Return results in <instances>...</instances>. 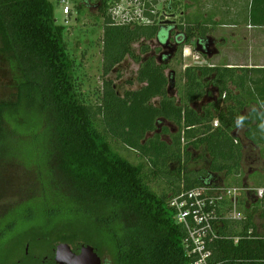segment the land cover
<instances>
[{"label": "trees", "instance_id": "obj_1", "mask_svg": "<svg viewBox=\"0 0 264 264\" xmlns=\"http://www.w3.org/2000/svg\"><path fill=\"white\" fill-rule=\"evenodd\" d=\"M262 10L264 0H253L252 25L264 26L256 15ZM54 11L51 0H0V50L13 60L20 76L17 100L0 101V160L11 154L9 141L14 131L9 117L19 124L20 119L25 123L29 117L34 120L36 113L46 116V130L32 134L34 143L41 140L46 162L39 167L36 160L44 196L33 206L16 204L10 217L1 220L0 246L29 221L30 229L18 239L84 242L100 252L107 245L115 252L117 264H185L188 232L176 222L170 199L184 189L219 183L221 175L229 186H242L239 180L246 153L232 124L236 115L264 101V68L190 65L174 95L166 73L170 64L154 56L142 59L151 50L148 41L159 35L163 42L169 30L115 25L101 7L104 75L130 56L140 63L136 80L143 86L120 93L113 80L105 79L102 104L91 105L78 94L65 26L57 23ZM200 28L207 30L200 24L181 26L187 36L183 44H189ZM140 41L137 53L133 44ZM210 88L217 91V98L198 107V102L208 98ZM215 119L218 126L213 125ZM165 121L177 129L165 125L159 130ZM245 137L264 145V135L256 131L254 122L247 125ZM115 144L139 154L140 161L132 162ZM202 148L208 155V168L190 169L187 164L193 151ZM162 180L171 193H159L152 187V181ZM47 189L56 195L49 196ZM249 201L242 192L239 209L248 217L244 227L226 222L220 233L241 236L246 232L256 209L245 207ZM214 259L225 264H264L257 262L264 260V240L243 237L235 243L220 239Z\"/></svg>", "mask_w": 264, "mask_h": 264}, {"label": "rangeland", "instance_id": "obj_2", "mask_svg": "<svg viewBox=\"0 0 264 264\" xmlns=\"http://www.w3.org/2000/svg\"><path fill=\"white\" fill-rule=\"evenodd\" d=\"M51 1L55 7L54 13L57 23L65 26L64 38L67 44L68 53L74 61L73 77L77 86L78 94H81L87 103L96 106L102 104L105 79L113 80L115 87L120 93H124L126 90H136L143 86L142 83L136 80L140 63L134 61L130 56H127L122 63L117 65L110 74L104 75V17L98 10L96 0ZM178 1L182 3L183 6L181 9H177V12H187L189 0ZM125 2H127V0L117 1V3H121V5H125ZM252 3L253 0H206V2H203V15H205V18L209 15L210 16L205 19V22L199 23L200 25H204L207 29L206 32L204 31L206 34L202 31V28H200L196 30V35L199 37L210 34L212 37H215L218 42L216 45V53H208L209 55L207 54V56H204L199 52L200 48L196 46L195 39L191 40L189 44L184 43L178 50L174 51V45H170L171 47L166 48L165 44L157 42L154 38L148 41L151 50L146 54H142V59L144 60L150 56H154L158 62H167L170 64V68L166 71L172 82L169 84L170 87L172 86L170 91L172 94L177 95L178 87L183 84V72L187 66L209 65L210 63L218 66L226 65L228 62L226 59L230 57L234 48H237L236 43H238V45L240 44L237 31L245 28V54L243 60L235 63L232 67L244 66V60H250L253 55L258 58L261 52L264 53V48L257 47V37L258 34H260L259 29L250 30L249 32L246 28V22L248 20L250 24L253 23L251 18ZM184 4H187V6H184ZM155 5V9L158 10L159 15L166 10V7L164 10L162 8L164 3L162 4L161 0H155ZM67 7L69 10L66 9ZM199 10H201V7ZM213 13L220 14L219 21L214 19L215 15L213 16ZM256 15L264 25V10ZM179 17V22L183 23L182 27L184 29L185 27H196L198 25H193L190 22L191 20L186 18V14H181ZM224 22L230 24V26L222 28L220 24H223ZM206 24H210L212 27L207 26ZM219 31H222L224 35L226 34V37H228L227 41L219 38ZM164 36L165 32L162 33V37ZM261 36L264 39V35L262 34ZM242 39L243 38L240 40ZM142 41L133 44L137 53H140ZM157 47L161 48V50L158 51ZM218 49H221L222 53L220 55H215L219 53ZM168 51H172L174 56L171 59H162L161 56ZM19 78L20 76L15 68L13 60L0 50V101L17 100ZM210 89L208 98H204V100L198 102V107L207 103L209 100L217 98V91L213 88ZM153 103L158 104V99H154ZM32 117H34V120L29 117L30 120L28 123H25L23 119H20V123L15 124L16 120L15 122H12L11 117H9L8 120L14 133L11 135L13 137H11V140L9 141V145L11 146L9 147V150L11 154L3 156L2 158L4 159L0 160V222L2 219L10 217V211L15 208L16 204L21 207L27 205L33 206L39 204V198L41 199L44 196L41 193L42 186L40 185L42 182L40 183L38 180V166H44L46 162L43 159V151L40 149L42 142L39 139L34 143L32 134H34V131L43 133V131L46 130V116L36 113L35 115H32ZM35 122L37 126H34ZM165 125L170 129H177L174 124L165 121L159 124V130ZM152 135L153 133H149V136ZM164 138L169 140L170 136L165 135ZM250 145L247 146L248 149L246 150V156L248 158L244 164L245 173L243 179L240 178L239 180L240 183L244 180L246 182V187L248 188L259 186L257 183L259 177L264 171V158L259 157L258 149H252V146ZM115 148L132 162L138 163L140 161V155L129 150L124 145L115 144ZM203 149L204 148L193 151V158L189 164H187L190 169L206 170L208 168V155L206 156ZM36 160H39L38 166L36 165ZM44 171H46L45 167ZM221 178L223 180L222 175ZM228 182L229 181L225 179V182H219L218 184L229 185ZM151 185L159 193H162L163 191L171 193L170 190H168V187H166L164 180L152 181ZM53 192L54 191L51 189H47L49 196H52V194L56 195ZM245 194L250 201H253L254 197L251 192L246 191ZM29 197H34V199L30 201ZM38 221L39 224L42 225L43 221L40 219ZM29 229L30 224L29 221H27L18 227L17 233L7 236V239H4L1 243L0 255L2 256V254H4L5 249L11 245L14 240H17V237L20 234L27 232ZM102 254L110 264H113L114 261L117 263L115 252H112V250L110 251L107 248V245H104Z\"/></svg>", "mask_w": 264, "mask_h": 264}, {"label": "built area", "instance_id": "obj_3", "mask_svg": "<svg viewBox=\"0 0 264 264\" xmlns=\"http://www.w3.org/2000/svg\"><path fill=\"white\" fill-rule=\"evenodd\" d=\"M155 0H127L125 5L111 0L110 14L115 25H149L158 10ZM162 4L167 0H161ZM159 4V3H158ZM157 4V5H158ZM69 10V8H66ZM214 126L219 121H214ZM249 191L257 205H246L253 210L252 225H249L243 235L233 236L222 234L220 230L226 222L237 224L241 229L248 220L245 212L239 208V196ZM170 205L174 208L175 220L187 229L188 235L184 240V247L188 257L185 264H225V261L214 259V248L220 239L233 240L238 243L243 237L264 240V186L248 188L246 186L219 185L218 183L195 186L184 189L171 197ZM257 262L264 263V260Z\"/></svg>", "mask_w": 264, "mask_h": 264}, {"label": "flooded vegetation", "instance_id": "obj_4", "mask_svg": "<svg viewBox=\"0 0 264 264\" xmlns=\"http://www.w3.org/2000/svg\"><path fill=\"white\" fill-rule=\"evenodd\" d=\"M86 1V0H85ZM96 0L98 4V10L101 12V7H105L107 10V15L110 16V8H111V0ZM119 1V0H117ZM121 1V0H120ZM178 2V6L174 4ZM126 3V2H125ZM152 3H155L153 1ZM178 0H167L166 3L162 6L163 10L166 9L159 15L156 14L153 20V24H149L151 26H158L159 32L164 30H169L167 38L163 39L162 42L159 38L160 36H156V41L159 43L165 44V47H171L170 45H174V51L178 50L183 42L187 39L185 31L180 29L183 23L179 22V15L181 16V11L179 10ZM102 14V12H101ZM112 20V18H111ZM114 24V23H113ZM125 26V25H123ZM148 26V25H147ZM186 28V27H185ZM196 36V37H195ZM193 39H195V44L200 48V51L204 56L208 53H212L217 50L216 45L218 42L214 37L210 34L202 35L197 37L195 35ZM159 48V47H157ZM209 55V54H208ZM174 56L172 51L166 52L162 59H171ZM77 243H70L66 241H53L47 238L44 239H36L33 240L29 236L25 237V239H17L12 242L6 249L4 254L0 257V264H108L102 252L97 249L98 254L100 255V261L98 262L94 257L86 256L83 252H80L78 249ZM113 262V260H112ZM110 264V263H109ZM113 264H117L114 261Z\"/></svg>", "mask_w": 264, "mask_h": 264}, {"label": "crops", "instance_id": "obj_5", "mask_svg": "<svg viewBox=\"0 0 264 264\" xmlns=\"http://www.w3.org/2000/svg\"><path fill=\"white\" fill-rule=\"evenodd\" d=\"M203 2H206V0H189L188 11L187 12L181 11V14L182 15L183 14L184 15L186 14V18L190 19L191 20L190 22L193 25H197L199 23L205 22V19L209 18V16H210L208 14L209 16H207L205 18V15H203V12H204V10H203L204 9ZM179 4H180L179 5V9H181V7L183 6V4L182 3H179ZM184 6H187V4H184ZM200 7H201V10H199ZM196 16H198V17H196ZM213 16L215 17L214 19H217L216 21H219L220 20V14L213 13ZM206 25L207 26H210V24H206ZM220 25H221L222 28H224L226 26H230V24H227L225 22L223 24H220ZM210 27H212V26H210ZM246 28L248 29L249 32H250V30L259 29L260 34H258V37H257V40H258V46L257 47L264 48V39L261 36L262 34L264 35V29H262L264 27L261 26V25L254 26V25L250 24V22L248 20L246 22ZM237 36L239 38V43L240 44L238 45V43H236L237 44V48L236 49L234 48V51L231 52L232 54L230 55V57L226 59L228 61L227 64H226V66H231L232 67L233 65H235V63L240 62V61L243 60V56L245 54V49H246V40H245L246 34H245V28L242 29V30H238L237 31ZM219 38L220 39H223L225 41H227V39H228V37H226V34L224 35V33L222 31H219ZM241 38H243V39L240 40ZM218 50H219V53L218 54H215V55H220L222 53L221 49H218ZM243 62H245V64H244V66H241V67L264 68V53L261 52V54H259L258 58H256L255 55H253L250 60H248V61H245L244 60ZM210 64H209L210 66H212V65L214 66L213 63H210ZM235 67H237V66H235ZM216 94H218V93L216 92ZM223 97H225V95ZM253 105L256 106V104H253ZM250 107H252V105ZM250 107L247 108V111H249ZM215 120H218V119H215ZM246 130H247V127L245 129L241 130V134H240V131H237V136L239 138H241V141H242V143L244 145L245 153H247V151H246L248 149L247 146L251 144L250 146H252V149L253 148L258 149L259 157L264 158V145H261V144L260 145H256V144H253L251 141H249L245 137ZM247 158L248 157L245 156L244 164L247 161ZM250 158H252V157H250ZM244 167H245V165H244ZM243 171L245 173V169ZM261 179H263V180H261ZM220 182L221 183L225 182V178H223V180H221ZM258 183H259V185H263L264 186V171L261 174V176L259 177ZM242 186H246V182L244 180L242 181ZM251 203L253 205H257L258 204V203H255V201L253 199V201L246 202V205H250ZM246 205H245V207H246Z\"/></svg>", "mask_w": 264, "mask_h": 264}, {"label": "clouds", "instance_id": "obj_6", "mask_svg": "<svg viewBox=\"0 0 264 264\" xmlns=\"http://www.w3.org/2000/svg\"><path fill=\"white\" fill-rule=\"evenodd\" d=\"M256 124V131L264 135V101L258 100L257 106H253L248 113L235 116L232 128L236 131L243 130L249 123Z\"/></svg>", "mask_w": 264, "mask_h": 264}, {"label": "water", "instance_id": "obj_7", "mask_svg": "<svg viewBox=\"0 0 264 264\" xmlns=\"http://www.w3.org/2000/svg\"><path fill=\"white\" fill-rule=\"evenodd\" d=\"M216 52L217 50L213 51L211 54L216 53ZM78 249L80 250V252H83L84 255L94 257L98 262L100 261V255L98 254L96 247L90 244L81 242L78 244Z\"/></svg>", "mask_w": 264, "mask_h": 264}]
</instances>
